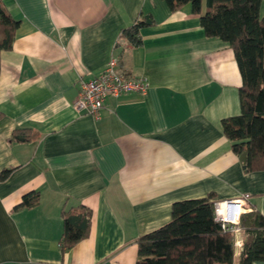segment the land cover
<instances>
[{"label": "crops", "instance_id": "crops-1", "mask_svg": "<svg viewBox=\"0 0 264 264\" xmlns=\"http://www.w3.org/2000/svg\"><path fill=\"white\" fill-rule=\"evenodd\" d=\"M2 1L20 25L1 53L0 173L12 170L0 179V264H136L138 239L168 223L176 201L210 193H249L246 211L264 214V170L246 169L222 124L241 112L235 52L206 35L190 4ZM141 17L143 42L132 46L122 32ZM112 60L145 77L147 93L78 112L81 81ZM16 129L31 139L14 140ZM37 191V205L17 208ZM79 204L92 210L89 235L63 249L62 211Z\"/></svg>", "mask_w": 264, "mask_h": 264}, {"label": "trees", "instance_id": "trees-1", "mask_svg": "<svg viewBox=\"0 0 264 264\" xmlns=\"http://www.w3.org/2000/svg\"><path fill=\"white\" fill-rule=\"evenodd\" d=\"M171 11L190 4L200 15L208 37L228 42L235 52L242 75L241 112L223 119V129L239 156L247 152L248 171L264 170V16L263 0H164ZM141 17L125 28L122 36L132 46L142 44L141 28L147 24ZM20 25L0 0V70L1 53L13 46ZM2 113L0 112V117ZM27 129H16L13 139L29 141ZM11 168L0 173L7 178ZM40 193L24 196L17 206L32 207L39 203ZM214 194L176 201L172 218L165 225L138 239L136 264H256L264 261V214L257 208L241 215L244 244L235 259V234L225 231L215 218ZM62 247L68 249L89 235L92 210L83 204L64 208Z\"/></svg>", "mask_w": 264, "mask_h": 264}, {"label": "built area", "instance_id": "built-area-1", "mask_svg": "<svg viewBox=\"0 0 264 264\" xmlns=\"http://www.w3.org/2000/svg\"><path fill=\"white\" fill-rule=\"evenodd\" d=\"M148 80L143 76L130 75L117 68L116 60L110 61L95 77L82 80L80 93L74 103L78 112H87L97 116L109 97H118L131 92L146 94ZM251 195L245 193L237 199L217 200L215 218L222 224L225 231L235 235L242 232L241 215L247 210Z\"/></svg>", "mask_w": 264, "mask_h": 264}, {"label": "water", "instance_id": "water-1", "mask_svg": "<svg viewBox=\"0 0 264 264\" xmlns=\"http://www.w3.org/2000/svg\"><path fill=\"white\" fill-rule=\"evenodd\" d=\"M240 160L244 163V165L246 164V161H247V152H243L240 155Z\"/></svg>", "mask_w": 264, "mask_h": 264}]
</instances>
